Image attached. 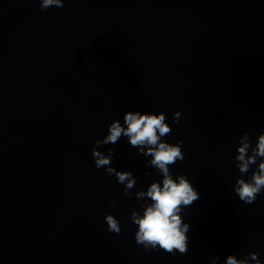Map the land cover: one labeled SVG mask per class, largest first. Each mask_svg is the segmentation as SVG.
Segmentation results:
<instances>
[{
	"label": "water",
	"instance_id": "obj_1",
	"mask_svg": "<svg viewBox=\"0 0 264 264\" xmlns=\"http://www.w3.org/2000/svg\"><path fill=\"white\" fill-rule=\"evenodd\" d=\"M127 111L163 112L162 139L183 141L170 171L200 194L182 213L186 255L135 242V192L162 180L150 157L123 136L99 148L137 178L131 198L95 167ZM245 132L253 147L264 133V0H0V264H264V192H234Z\"/></svg>",
	"mask_w": 264,
	"mask_h": 264
},
{
	"label": "clouds",
	"instance_id": "obj_2",
	"mask_svg": "<svg viewBox=\"0 0 264 264\" xmlns=\"http://www.w3.org/2000/svg\"><path fill=\"white\" fill-rule=\"evenodd\" d=\"M41 11L50 7L63 8L65 0H39ZM181 113L173 114L175 123H179ZM163 112L141 113L127 111L123 116V124L113 121L108 127V134L101 140L95 141L92 157L97 169H106L107 176H115L119 184L124 185L123 195L132 197L131 190L137 184V178L130 171H118L112 167L114 150L109 149L107 155L100 151L102 145L116 144L120 138L126 137L130 145L138 149V155L150 157L147 165L158 170L161 181H153L146 190H137L135 199L141 204L142 214L138 210L131 212V222L137 226L134 234L136 244L143 246L146 251L159 249L167 254L181 255L188 253V235L190 225L185 223L182 213L185 208L200 199V194L190 180L177 174L175 178L170 171L177 161H183V141L175 144L168 143L163 137L172 134L171 126L166 122ZM251 150V151H250ZM237 155L234 160L241 176L236 180L234 192L239 200L253 204L258 195L264 192V133L257 137L252 146L249 134L243 133L239 140ZM259 159V163L257 161ZM253 165H256L253 169ZM251 171L248 179L244 176ZM142 202V203H141ZM115 207V203L109 205ZM104 220L109 232L119 235L122 231L120 222L112 214H106ZM218 257H213L211 264H217ZM261 264L259 254L249 253L238 259L228 255L225 264Z\"/></svg>",
	"mask_w": 264,
	"mask_h": 264
}]
</instances>
